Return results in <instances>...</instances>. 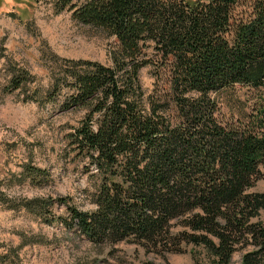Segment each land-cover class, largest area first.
<instances>
[{
    "label": "trees",
    "instance_id": "1",
    "mask_svg": "<svg viewBox=\"0 0 264 264\" xmlns=\"http://www.w3.org/2000/svg\"><path fill=\"white\" fill-rule=\"evenodd\" d=\"M55 7L117 41L111 65L62 62L46 94L63 112L82 111L64 139L83 163L94 208L61 196L30 198L25 208L42 216L53 201L64 205V224L94 246L123 241L175 253L191 243L208 251V264H231L251 241L257 248L240 264H264V226L252 221L264 191L251 190L264 180V0H55ZM149 64L163 94L143 90L139 72ZM235 85L255 98L242 119L225 122L215 94Z\"/></svg>",
    "mask_w": 264,
    "mask_h": 264
},
{
    "label": "rangeland",
    "instance_id": "2",
    "mask_svg": "<svg viewBox=\"0 0 264 264\" xmlns=\"http://www.w3.org/2000/svg\"><path fill=\"white\" fill-rule=\"evenodd\" d=\"M116 45L103 28L77 22L68 10L57 11L55 0H0V264H208V251L191 243H182L175 253L144 251L123 241L94 246L64 224V205L52 200L42 216L24 206L30 198L61 196L81 209L94 208L83 163L64 139L82 111L63 112L46 94L62 62L90 59L111 65ZM146 52L154 59L150 49ZM155 70L149 64L139 72L147 96L166 90ZM18 75L23 77L13 88ZM215 95L225 122L242 119L255 98L238 85ZM28 168L48 176L30 175ZM251 190L264 191V180ZM252 221L264 226V209ZM256 248L251 241L239 246L231 264H240Z\"/></svg>",
    "mask_w": 264,
    "mask_h": 264
}]
</instances>
